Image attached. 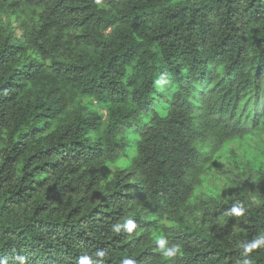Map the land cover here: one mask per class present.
I'll list each match as a JSON object with an SVG mask.
<instances>
[{"label": "trees", "instance_id": "1", "mask_svg": "<svg viewBox=\"0 0 264 264\" xmlns=\"http://www.w3.org/2000/svg\"><path fill=\"white\" fill-rule=\"evenodd\" d=\"M251 134L264 0H0V264H264V168L193 200Z\"/></svg>", "mask_w": 264, "mask_h": 264}, {"label": "rangeland", "instance_id": "2", "mask_svg": "<svg viewBox=\"0 0 264 264\" xmlns=\"http://www.w3.org/2000/svg\"><path fill=\"white\" fill-rule=\"evenodd\" d=\"M2 20L6 22L7 16L3 15ZM207 142L210 145L211 141ZM211 147L214 150L213 157L205 168L201 184L197 186L193 200L204 195L217 196L226 200L235 191L246 189L249 197L257 201L250 186L244 183L249 178L247 175L250 168L254 170L264 168V134L235 138L217 148L210 145L208 149ZM133 150L131 147L129 152L131 156L134 155ZM116 167L117 165H112L109 173H112Z\"/></svg>", "mask_w": 264, "mask_h": 264}, {"label": "clouds", "instance_id": "3", "mask_svg": "<svg viewBox=\"0 0 264 264\" xmlns=\"http://www.w3.org/2000/svg\"><path fill=\"white\" fill-rule=\"evenodd\" d=\"M233 212H235L236 214H239V212L236 209H233ZM117 230H119L118 227H117ZM260 243H264V237H262L258 241L253 242L252 244L245 245L244 246L245 247V251L246 252H250L252 250V248L257 247Z\"/></svg>", "mask_w": 264, "mask_h": 264}]
</instances>
